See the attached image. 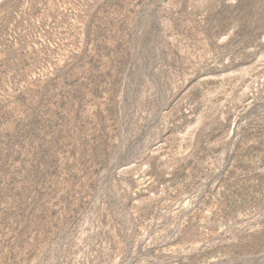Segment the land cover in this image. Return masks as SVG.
Masks as SVG:
<instances>
[{
  "label": "rangeland",
  "instance_id": "374dc122",
  "mask_svg": "<svg viewBox=\"0 0 264 264\" xmlns=\"http://www.w3.org/2000/svg\"><path fill=\"white\" fill-rule=\"evenodd\" d=\"M0 264H264V0H0Z\"/></svg>",
  "mask_w": 264,
  "mask_h": 264
}]
</instances>
